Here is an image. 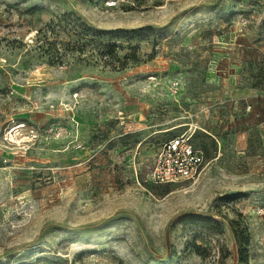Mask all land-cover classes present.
I'll use <instances>...</instances> for the list:
<instances>
[{
  "label": "rangeland",
  "instance_id": "374dc122",
  "mask_svg": "<svg viewBox=\"0 0 264 264\" xmlns=\"http://www.w3.org/2000/svg\"><path fill=\"white\" fill-rule=\"evenodd\" d=\"M52 259L264 264V0H0V264Z\"/></svg>",
  "mask_w": 264,
  "mask_h": 264
},
{
  "label": "built area",
  "instance_id": "2783aa9c",
  "mask_svg": "<svg viewBox=\"0 0 264 264\" xmlns=\"http://www.w3.org/2000/svg\"><path fill=\"white\" fill-rule=\"evenodd\" d=\"M186 132L163 142L153 169L151 179L155 183H172L194 179L205 163L203 151L192 142ZM45 264H71L52 259Z\"/></svg>",
  "mask_w": 264,
  "mask_h": 264
},
{
  "label": "trees",
  "instance_id": "16d2710c",
  "mask_svg": "<svg viewBox=\"0 0 264 264\" xmlns=\"http://www.w3.org/2000/svg\"><path fill=\"white\" fill-rule=\"evenodd\" d=\"M80 27H81V29H82L83 36H89V35L94 36V35H95L93 29L90 28V27H88L86 24L81 23V24H80ZM40 31H41V30H39L37 33H40ZM102 36H104V35H102ZM104 47L107 48V49L105 50V53L109 55V54H111L112 51H108V50H109L110 48L114 50V49L117 47V44H115V43H113V44H108V45H106V46H104Z\"/></svg>",
  "mask_w": 264,
  "mask_h": 264
}]
</instances>
